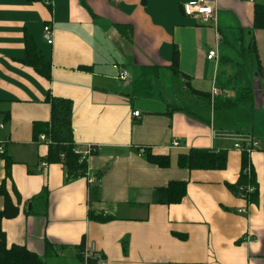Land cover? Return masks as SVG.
<instances>
[{"label":"crops","instance_id":"obj_1","mask_svg":"<svg viewBox=\"0 0 264 264\" xmlns=\"http://www.w3.org/2000/svg\"><path fill=\"white\" fill-rule=\"evenodd\" d=\"M193 1L0 0V186L18 207L15 218L1 223L7 248L24 246L44 257L47 244L56 257L76 258L84 240L106 264H264V30H253L254 6L264 0H207L216 13L209 24L184 13ZM229 24L258 48L262 74L245 87H238L226 56ZM46 25L52 44L43 37ZM26 37L49 64L48 80L26 64ZM213 50L217 58L208 60ZM175 54L178 77L169 69ZM122 71L128 82L118 79ZM143 79L149 91L135 97ZM157 79L175 100L157 96ZM187 83L211 100L242 88H251L253 98L199 120L180 109ZM48 95L72 101L75 144L98 147L88 163L91 176L100 174L91 209L109 218L104 223L88 218L87 179L66 182L62 165L43 161L48 143L33 139L32 125L50 120ZM253 140L258 202L248 204L227 185L241 170L242 151L234 145ZM145 149L168 155L169 167L148 163ZM192 149L225 152V169L178 168V155ZM5 157L12 161L9 178ZM170 182L186 183L181 203L154 204L153 191Z\"/></svg>","mask_w":264,"mask_h":264},{"label":"trees","instance_id":"obj_2","mask_svg":"<svg viewBox=\"0 0 264 264\" xmlns=\"http://www.w3.org/2000/svg\"><path fill=\"white\" fill-rule=\"evenodd\" d=\"M28 3L45 2V0H24ZM253 30H264V5L255 4ZM26 59L25 62L45 79H49V64L46 63L38 51L35 49L31 39H25ZM245 50L249 59L255 64V76L262 74L261 61L259 58L258 48L255 41L250 42ZM174 76H181L178 70L177 55L169 67ZM149 85L144 79L135 83L134 96L147 95ZM185 91L188 96L180 109L187 112L194 118L205 120L213 111H230L240 106L251 103L253 90L251 88L236 89L232 98L221 100L215 98L211 100L210 94L196 91L187 83ZM47 104L50 106V120L46 123H34L32 125V136L35 142H40L39 137L44 136L42 142L48 143V154L43 159L45 164H60L65 171V181L71 182L80 178H88L89 159L97 152L85 157L80 151L84 148L77 146L73 139V130L71 125L72 119V101L69 99L57 98L48 95ZM144 159L159 168L165 169L170 165L168 155L153 154L150 149H145L141 154ZM6 177L10 176L12 161L5 157ZM177 167L186 170H223L226 167L225 152H215L211 150L192 149L186 154H179L177 158ZM96 183L88 185V218L92 221L104 223L109 218L94 213L91 205L98 201L99 198V179L100 174L95 176ZM227 189L236 197L242 198L248 204L258 202V185L256 182L254 168L250 162L249 154L242 152L241 170L238 180L233 185H227ZM186 195L185 182H170L166 187H159L153 191V203L157 205H176L181 203ZM0 197L4 200L3 209L0 211V264H47L46 259L55 256V251L50 245L46 244L44 257L30 252L24 246L13 245L6 247V237L2 231L1 223L3 219H13L18 215V207L15 206L9 197L4 183L0 186ZM85 247L84 240L80 245L75 247L76 258L83 262L82 252ZM123 251L127 249V242L122 243Z\"/></svg>","mask_w":264,"mask_h":264},{"label":"built area","instance_id":"obj_3","mask_svg":"<svg viewBox=\"0 0 264 264\" xmlns=\"http://www.w3.org/2000/svg\"><path fill=\"white\" fill-rule=\"evenodd\" d=\"M119 1V0H115ZM51 0H45V3L50 5ZM183 11L186 15L188 16H194V17H199L202 21L203 24H209V23H215L216 22V13L215 9L212 4H210L207 0H196L193 2H190L186 5L183 6ZM43 37L45 41L48 44H52V30L51 28L46 25L43 29ZM219 38V37H218ZM217 58V53L215 50L209 51L207 54V59L208 60H215ZM118 79L122 82H128L130 80V75L126 71H122L119 73ZM217 92L213 90L212 92V97H215ZM134 117H139L138 112L133 113ZM1 127V125H0ZM40 140L44 139V136L39 137ZM173 146L177 147L178 143L175 141L173 142ZM259 146L258 141L253 140L249 145L247 146H242L240 144L234 145V147L240 151H245L248 154L257 149ZM98 151V147L95 146H87L83 150L80 151V153L87 157L91 155L94 152ZM0 152H2L0 150ZM87 182L89 185H93L96 183V178L94 176L89 175L87 178ZM82 257H83V264H106V260L104 256H102L100 253H97L94 251L93 247H84V250L82 252Z\"/></svg>","mask_w":264,"mask_h":264},{"label":"rangeland","instance_id":"obj_4","mask_svg":"<svg viewBox=\"0 0 264 264\" xmlns=\"http://www.w3.org/2000/svg\"><path fill=\"white\" fill-rule=\"evenodd\" d=\"M233 29H230L229 36L228 33H226V56H229L233 61L234 64L231 66V69L233 72L237 73V85L238 87H245L248 86V83L252 81V79L255 77V64L251 62L252 60L249 59L245 47L248 45V35L247 33H239V31L235 28V25L229 24ZM257 77H260L257 75ZM168 80V79H167ZM164 80V81H167ZM155 88V93L157 96L161 94V98H165L166 95H169L170 99H168L170 102L175 98L176 95L169 92H165L162 86V81L156 80V82H152ZM167 86L169 84L167 83ZM172 97V98H171ZM174 97V98H173ZM178 97V95H177ZM174 158V156L172 157ZM71 255L70 252L64 253L62 256L59 254L58 257L54 256L47 258L46 263L47 264H77L76 258ZM75 259V260H74Z\"/></svg>","mask_w":264,"mask_h":264},{"label":"water","instance_id":"obj_5","mask_svg":"<svg viewBox=\"0 0 264 264\" xmlns=\"http://www.w3.org/2000/svg\"><path fill=\"white\" fill-rule=\"evenodd\" d=\"M29 207H30V205H29Z\"/></svg>","mask_w":264,"mask_h":264}]
</instances>
